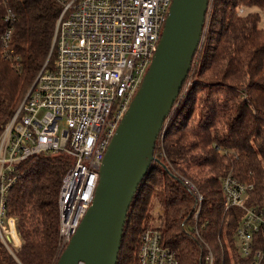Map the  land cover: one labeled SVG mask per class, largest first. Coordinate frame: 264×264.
Segmentation results:
<instances>
[{"label":"trees","instance_id":"trees-1","mask_svg":"<svg viewBox=\"0 0 264 264\" xmlns=\"http://www.w3.org/2000/svg\"><path fill=\"white\" fill-rule=\"evenodd\" d=\"M0 0V34L5 6ZM16 16L7 53L0 47V134L40 69L52 70L50 53L62 7L56 0H8ZM244 9L242 15L238 10ZM264 0H212L202 43L194 55L191 84L180 93L156 143L154 161L132 198L117 264H137L138 235L146 226L151 197L165 209L161 243L178 264H246L256 251L264 264V228L253 234L241 258L236 232L244 217L224 210L221 180L228 174L252 184L245 206L264 208ZM246 89V97L240 90ZM71 166L64 153L36 154L17 166L6 214L22 241L13 257L0 244V264H56L59 259L57 197ZM187 181L201 196L198 202ZM197 213V217L194 215Z\"/></svg>","mask_w":264,"mask_h":264},{"label":"built area","instance_id":"built-area-1","mask_svg":"<svg viewBox=\"0 0 264 264\" xmlns=\"http://www.w3.org/2000/svg\"><path fill=\"white\" fill-rule=\"evenodd\" d=\"M2 2L7 26L0 34V47L5 54L16 16L8 0ZM56 2L62 10L50 48V53L55 52L54 68L47 70L45 64L40 69L0 134V244L13 257L14 251H21L22 241L15 218L6 214V199L19 177L18 164L40 153H64L71 158L57 197L60 257L94 199L102 160L151 64L172 0ZM211 9L212 0H208L201 43ZM243 13L240 8L237 14ZM190 84L188 73L182 92ZM240 94L245 98L246 89ZM161 137L160 133L156 143ZM184 183L200 202L194 187ZM252 187L231 174L221 180L224 210L238 207L244 211L236 232L241 258L250 256L253 234L264 228V208L245 206ZM154 200L138 235L137 264H178L161 243L165 209L156 196ZM212 260L209 252L205 262L212 264ZM261 260L262 252L256 251L246 264Z\"/></svg>","mask_w":264,"mask_h":264},{"label":"water","instance_id":"water-1","mask_svg":"<svg viewBox=\"0 0 264 264\" xmlns=\"http://www.w3.org/2000/svg\"><path fill=\"white\" fill-rule=\"evenodd\" d=\"M208 0H172L151 64L102 160L94 199L56 264H117L127 212L197 50Z\"/></svg>","mask_w":264,"mask_h":264},{"label":"rangeland","instance_id":"rangeland-1","mask_svg":"<svg viewBox=\"0 0 264 264\" xmlns=\"http://www.w3.org/2000/svg\"><path fill=\"white\" fill-rule=\"evenodd\" d=\"M260 14H261V22H260V26H264V12H260ZM190 82H191V78H190ZM154 198H155V196L153 195L152 197H151V200H150V204H149V210H150V208L151 207H153L154 206V203H155V201L156 200H154Z\"/></svg>","mask_w":264,"mask_h":264}]
</instances>
